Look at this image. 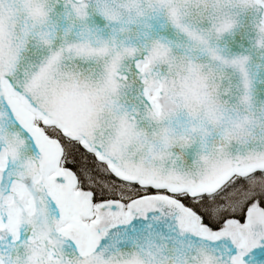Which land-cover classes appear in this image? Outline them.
<instances>
[{"label":"snow or ice","instance_id":"obj_1","mask_svg":"<svg viewBox=\"0 0 264 264\" xmlns=\"http://www.w3.org/2000/svg\"><path fill=\"white\" fill-rule=\"evenodd\" d=\"M0 264H264V0H0Z\"/></svg>","mask_w":264,"mask_h":264}]
</instances>
